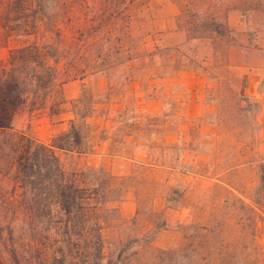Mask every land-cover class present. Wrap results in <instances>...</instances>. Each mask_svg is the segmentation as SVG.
Listing matches in <instances>:
<instances>
[{
    "label": "rangeland",
    "instance_id": "obj_1",
    "mask_svg": "<svg viewBox=\"0 0 264 264\" xmlns=\"http://www.w3.org/2000/svg\"><path fill=\"white\" fill-rule=\"evenodd\" d=\"M178 1L0 0V69L56 23L63 44L52 95L8 131L49 145L77 128L79 152L54 154L102 193L104 264H264V0ZM9 140L1 225L16 217Z\"/></svg>",
    "mask_w": 264,
    "mask_h": 264
},
{
    "label": "trees",
    "instance_id": "obj_2",
    "mask_svg": "<svg viewBox=\"0 0 264 264\" xmlns=\"http://www.w3.org/2000/svg\"><path fill=\"white\" fill-rule=\"evenodd\" d=\"M178 8H185L181 0ZM46 19L44 12L39 20L46 25ZM196 20L201 26L207 24L208 32L224 34L214 19L207 23L202 17ZM56 24L30 44L11 51L8 69H0V135L10 138L12 185L16 189L12 212L16 217L12 223H0L9 236L7 241L0 237L4 248L0 261L7 264H104L102 193L71 178L54 154L55 150L79 152L82 140L77 128L70 123L49 145L8 131L20 111L42 108L55 90L57 53L63 46L62 37L61 41L54 39L60 30ZM52 106L48 105L49 111ZM263 167L259 165L260 170ZM259 179L263 181L264 174ZM22 224L26 225L25 241L22 234L13 235Z\"/></svg>",
    "mask_w": 264,
    "mask_h": 264
},
{
    "label": "crops",
    "instance_id": "obj_3",
    "mask_svg": "<svg viewBox=\"0 0 264 264\" xmlns=\"http://www.w3.org/2000/svg\"><path fill=\"white\" fill-rule=\"evenodd\" d=\"M128 136H124V140L127 141Z\"/></svg>",
    "mask_w": 264,
    "mask_h": 264
}]
</instances>
